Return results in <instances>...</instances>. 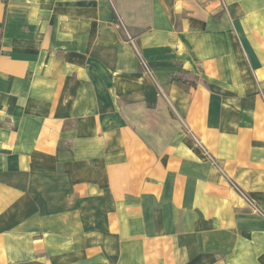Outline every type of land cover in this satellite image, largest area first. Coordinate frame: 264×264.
<instances>
[{
  "label": "crops",
  "instance_id": "obj_1",
  "mask_svg": "<svg viewBox=\"0 0 264 264\" xmlns=\"http://www.w3.org/2000/svg\"><path fill=\"white\" fill-rule=\"evenodd\" d=\"M203 254L264 264V0H0V264Z\"/></svg>",
  "mask_w": 264,
  "mask_h": 264
},
{
  "label": "trees",
  "instance_id": "obj_2",
  "mask_svg": "<svg viewBox=\"0 0 264 264\" xmlns=\"http://www.w3.org/2000/svg\"><path fill=\"white\" fill-rule=\"evenodd\" d=\"M174 81L181 82V79L174 78ZM182 82L191 85V83L186 80ZM215 262H216V258L213 254H203L195 257L188 264H214Z\"/></svg>",
  "mask_w": 264,
  "mask_h": 264
}]
</instances>
